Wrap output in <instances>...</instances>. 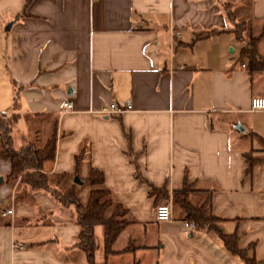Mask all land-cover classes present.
Listing matches in <instances>:
<instances>
[{
    "label": "crops",
    "instance_id": "0c3cea01",
    "mask_svg": "<svg viewBox=\"0 0 264 264\" xmlns=\"http://www.w3.org/2000/svg\"><path fill=\"white\" fill-rule=\"evenodd\" d=\"M257 36L264 55V0H0V115L17 114L10 148L34 147L15 144L12 131L37 121L34 148L54 136L48 186L63 192L76 176L82 204L95 188L82 182L91 168L124 211L106 251L93 228L95 264H243L219 239L231 234L247 256L264 257V111H248L264 99V74L237 56ZM112 103L129 110L98 113ZM245 156L258 161L249 173ZM8 172L0 158V264H85L73 207ZM184 181L193 203L208 195L211 226L196 229L172 207L169 221L154 219L162 201L149 188L169 195Z\"/></svg>",
    "mask_w": 264,
    "mask_h": 264
},
{
    "label": "trees",
    "instance_id": "16d2710c",
    "mask_svg": "<svg viewBox=\"0 0 264 264\" xmlns=\"http://www.w3.org/2000/svg\"><path fill=\"white\" fill-rule=\"evenodd\" d=\"M220 7L226 19L231 20L228 10L229 6L222 3ZM237 26V24L234 25L232 33L235 35L234 38L239 40L238 31H241V25L238 28ZM213 33L214 31L198 33L193 37V41L205 39ZM259 38L260 36L247 38L237 52L238 58L245 60V68L249 74H264V55H259L256 51V43ZM16 119L17 114L15 113L8 117L0 115V158L9 162V172L6 180H17L19 184L32 191L46 192L61 207H73L74 222L78 227L75 246L82 252L85 264H95L93 255L96 250V243L93 236V228L96 226L102 228L103 245L106 251L116 234L125 225L124 220L118 219L124 211L119 205H115L113 213L106 218L103 217L105 209L110 205L109 200L103 199L108 197V191L105 189L90 190L84 205H80L76 201L74 195L75 185L73 184L63 192L51 189L47 184L46 175L42 172V167L44 163L51 162L53 159V132H50L49 137L39 149L29 145L13 150L10 148L9 131ZM80 157L81 153L73 157L74 173ZM244 159L247 163L245 173H249L252 166L258 161L251 159L249 156H245ZM82 182L89 186H99L102 184V175L99 171L90 168ZM192 192L191 187L184 181L179 188L172 190L169 195L163 189L150 187L148 196H154V199L158 200L170 198L171 207L177 208L181 218L186 222H190L196 229L211 226L212 223L216 222V219L208 214V195L199 196L198 200L193 203L189 199V194ZM219 239L224 250L230 255L239 257L243 264L264 263V257L260 260H255L253 256H247L246 249H238L235 235H219Z\"/></svg>",
    "mask_w": 264,
    "mask_h": 264
},
{
    "label": "built area",
    "instance_id": "2783aa9c",
    "mask_svg": "<svg viewBox=\"0 0 264 264\" xmlns=\"http://www.w3.org/2000/svg\"><path fill=\"white\" fill-rule=\"evenodd\" d=\"M241 67H243V65H241ZM61 108L65 111H69L71 110V104L69 101H64L61 104ZM129 110V106L125 105L124 107H120L117 106L116 104H109L106 108H102L100 109V111L98 113L100 114H121L124 111ZM248 111L250 112H256V111H264V99L261 97H254L251 98L249 101V107H248ZM154 219L158 222H166L169 221L171 218V203L169 200L164 201L158 205L155 206L154 208ZM11 214V210L10 209H6L3 210V212L1 213V216H6V215H10ZM190 226L192 227V225L190 224ZM11 248H19V245L16 244H12L10 246Z\"/></svg>",
    "mask_w": 264,
    "mask_h": 264
},
{
    "label": "rangeland",
    "instance_id": "374dc122",
    "mask_svg": "<svg viewBox=\"0 0 264 264\" xmlns=\"http://www.w3.org/2000/svg\"><path fill=\"white\" fill-rule=\"evenodd\" d=\"M238 27H240L239 24H238L237 28ZM241 30H243V29H241ZM238 32L240 34L241 31L239 30ZM4 116L8 117L6 115H4ZM36 122L37 121L34 122L33 120H30L27 118L21 120V122H19V124H18L19 126L17 125L15 128H13V131H12V138L14 140V143L15 144H27V143H25L27 141L30 144L32 143L34 145V147L37 148L39 146L38 144H40L39 142H41L40 138H42L43 133L41 131H39V126L37 124H35ZM25 130L27 131L26 134L24 133ZM262 148H263V154H264V146ZM14 181H17V180H14ZM91 187H95L93 189H97L96 188L97 186H91ZM74 195H75L76 201L78 202L76 189H74ZM103 199L109 200L108 197H105ZM161 201L163 202V200H161ZM191 201H193V200H191ZM85 202H86V200H85ZM85 202L80 204V205H84ZM109 202H110V205L105 209L104 214H103L104 218L108 217L111 213H113L114 205L112 204V202L110 200H109ZM173 209H176L177 212L179 211L177 208H173ZM98 228H100V226L95 227V229H98ZM95 243L98 244L99 240L95 239Z\"/></svg>",
    "mask_w": 264,
    "mask_h": 264
},
{
    "label": "water",
    "instance_id": "95a60500",
    "mask_svg": "<svg viewBox=\"0 0 264 264\" xmlns=\"http://www.w3.org/2000/svg\"><path fill=\"white\" fill-rule=\"evenodd\" d=\"M72 183L73 184H76V185H79L80 184V181L77 179L76 176H74L73 179H72Z\"/></svg>",
    "mask_w": 264,
    "mask_h": 264
}]
</instances>
